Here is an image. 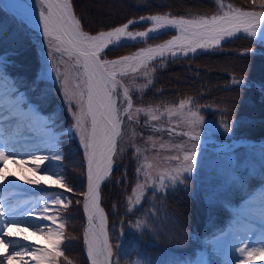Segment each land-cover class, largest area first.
Returning <instances> with one entry per match:
<instances>
[{"label": "snow or ice", "instance_id": "1", "mask_svg": "<svg viewBox=\"0 0 264 264\" xmlns=\"http://www.w3.org/2000/svg\"><path fill=\"white\" fill-rule=\"evenodd\" d=\"M252 2L255 4L257 0ZM259 5L262 11L255 12L242 11L229 4L228 10L222 15L216 14L210 18L186 19L152 15L140 18L142 21L147 20L151 23L147 31H129L130 24L126 23L111 31H101L91 35L82 29L80 19L73 14V4L70 0H33L31 9L21 5L19 0H8L7 5L0 3V12L10 16L17 24L42 36L40 50L44 54V61L32 82L31 89L35 90L36 87L49 82L53 85L59 82V91L62 93L73 121L68 127V132L72 134L73 139L79 136V144L83 148L86 161L87 190L82 193L83 214L86 217L83 239L90 264H116L114 255L124 254L123 223L120 235L116 238L117 252L114 254L113 243L109 238L107 217L100 207L101 184L110 178L113 169L118 139L122 134L123 117L126 116L129 122L133 120V114L130 111L133 108V102L129 89L121 84L119 78L124 77L129 71L138 72L157 57L170 54L175 58L178 54L184 56H188L189 53L195 54L198 49L206 50L210 46H218L222 40L241 32L246 34V38L250 37L264 46V0H259ZM165 30H175L177 34L157 47L143 48L131 56L126 55L111 61L103 58L105 49L110 46L117 48L125 46L123 43L125 41L136 42L138 39L144 41L145 38H157L154 34ZM44 45L47 46L46 50ZM57 56L66 57V63H69V67L63 73H60L57 67ZM49 61H51V68L48 66ZM12 64V59L0 55V185L5 182L14 184L21 179L20 175H15L11 181L9 180L11 173L7 171V164L11 161L23 171L36 177L32 179L24 176L23 183L30 185L31 189L22 191L36 194L37 202L27 212L21 213L27 218L23 225L8 220V212L3 204H0V258H2L0 264H7L10 261H19L21 264H60V258L64 256L61 244L65 224L63 220L58 219L56 208L57 206L67 207L71 203L64 192L70 193L73 190L66 186L62 172L45 170L42 177L37 176V173L42 170L41 165L46 161L61 160L62 154L53 153L51 147L48 148L47 153L40 149L39 144L51 145L56 137L48 127L47 116L42 123L39 119L25 113V107H27L34 115H39L34 112L36 106L27 103L25 91L20 90L17 83L20 78L8 71ZM53 71L57 72L55 78L52 77ZM70 80L75 81L74 88L70 87ZM234 83L240 85L244 82L235 80ZM187 103L188 101H181L179 110L184 109ZM125 104L126 107H124ZM141 111L143 110L137 109V114ZM169 111L176 113L178 110L169 109ZM146 115L152 120L160 118L151 111ZM5 116H8L7 120ZM191 116L196 117L192 121L194 125L206 124L203 117L198 116L197 113L192 112ZM22 117L23 122H21ZM6 124L8 125L7 144ZM17 124L20 126L16 127ZM222 127L225 133L233 132V127L227 124H223ZM37 130L39 137L35 138L31 134ZM183 135H189V133H183ZM189 139L192 142L200 141V133L194 131L189 135ZM21 143L37 144L36 150L19 156L16 148ZM8 144L12 146V151H9ZM197 147V143H192L184 151L182 167L176 170V175L168 176L173 191L179 190L177 181L185 186L184 191H188L186 180L190 182L198 165ZM171 158L178 160L179 156ZM139 171L138 168L137 172ZM252 179L259 180L257 187L260 188L258 195L261 210L258 223L261 225V246L250 248L243 243V240H239L233 243L230 251L224 253L223 259L210 252L207 258L202 255L188 264H253L256 257H264V171L259 177ZM42 180L59 184L64 192L55 194L46 192L42 186ZM146 186L151 185L138 182L133 189L135 200L129 198L128 214H133L134 207L141 204L142 195H137V191L139 190L142 194ZM165 187V179L161 176L156 191H164ZM249 191H254L250 183ZM41 193L43 195H39ZM77 203L79 204L80 201ZM135 227L141 229L144 225L138 219ZM253 227L250 226L249 230ZM28 231H31L33 236L38 235L41 238V245H36L34 242L14 245L10 239H7ZM189 239H192L191 234ZM23 240L28 241V236L24 235ZM9 247L13 248L11 253L8 252ZM234 253L239 254L240 258L237 259ZM69 264H71L70 261Z\"/></svg>", "mask_w": 264, "mask_h": 264}, {"label": "rangeland", "instance_id": "2", "mask_svg": "<svg viewBox=\"0 0 264 264\" xmlns=\"http://www.w3.org/2000/svg\"><path fill=\"white\" fill-rule=\"evenodd\" d=\"M38 44H39V47L38 49L37 48L36 49L39 50V54H40L42 65H43L44 54L40 50L41 42H38ZM30 45H33V41L30 43ZM46 47L47 46L44 45L45 50H46ZM197 51H200V50L198 49ZM6 55H8V53ZM167 56H171V55L166 54L164 57H167ZM177 56H184V55L178 54ZM159 58H162V57H157L155 60ZM155 60L150 61L146 67L141 68L138 72L133 73L129 71L124 77L119 78L121 84L124 87H127L129 89L132 102L134 100L133 109L131 110V113L133 114V120L129 122L128 119H126L127 117L125 116V119H126V121L124 120L125 126L123 123V129L125 128V132H124L123 138H121L122 134L119 137V140H120L119 148L121 150V154H124L128 149H133L131 153L132 160L128 162V165L132 164V166L135 168L134 177H133V180H134L133 183L135 184H134L133 189L136 188L138 182L151 185V186H146L143 189L142 194L139 190L137 191V195H142L141 203L148 190H151L152 193L154 194H161L165 190L172 189V183L170 180H168V176H171L174 174L176 175V170L182 167L183 154H184V153H176L174 152V150L183 151L185 148L190 147L189 144L183 143V142H186L188 139L185 135H182V136L184 138L186 137V139L182 140L179 143H176L172 138L168 137L170 135L168 134V131H166L167 129L174 131V134H171V137H174V135H176L177 139H180V136L178 135L185 133V131H192V132L195 131V132H199L200 134L205 133L206 124L203 126H197L192 123V121L195 120L196 117L191 116V113L195 111L197 114L200 113L199 116L203 117L206 123H208L207 124V136L216 137L217 139L219 136H223V138H226V136L229 135V133H225L223 131L222 125L224 123L221 120L215 118V116L213 115L214 109L207 105H204L202 107L198 106L196 101L193 98L187 97L183 100H180L179 103L178 102L176 103L167 102V103L147 104V105L142 103V100H141L142 95L147 89L150 88L151 84H149V80L152 81V78L155 75L154 68H153V62ZM14 63L15 62L13 61V64ZM56 64H57V67L60 73H63L66 70V68L69 67V63H66V57L57 56ZM48 66L49 68H51V61H49ZM56 75H57V72L53 71L52 77L55 78ZM57 85L60 88V83ZM74 85H75V81L70 80V87L74 88ZM61 96H62V93H61ZM181 101H188V103L184 109L179 110V106H176L175 104L178 103L180 105ZM7 103L8 101L6 99L5 100L6 106H7ZM124 107H126V104L124 105ZM137 109H142L143 111L137 114ZM169 109H177L178 111L176 113H172L169 111ZM6 110H7V107H6ZM149 111H151L154 115L159 116L160 118L158 120L150 119V117L146 115V113ZM34 112L38 113L35 110ZM25 113H27L30 116H33V118L39 119L42 123L44 122L45 117L41 116L39 113H38L39 115H34V113L30 112L27 107H25ZM204 115H207L208 117H205ZM5 118H8V116H5ZM22 120H23V117H22ZM158 124H159V127L156 128L155 126H158ZM162 124L165 125V127ZM138 125H139V128H138ZM49 129L55 135V137L60 136V133H56V129H54L53 127H49ZM135 129H137L138 131ZM66 131L68 132V128L66 129ZM147 131L149 133H146ZM5 134L7 136L6 129H5ZM38 134H39V131H38ZM139 136L140 137L142 136V137L140 138ZM74 139L79 142V136H75ZM224 140H227V139H224ZM194 143H197V142H194ZM197 144H198L197 154L199 157L198 165H197V169L194 171V174L191 180L201 179L205 185L213 187V186L220 185V184H223L224 182L229 181L232 178V176L236 174L237 169L239 167V163L235 160L234 151H231L232 148L228 147V149H225V148L218 149L217 147H214L213 149H210V150H213L215 153L204 154L202 153V151L199 152L198 150L200 146V142H198ZM49 147L52 148L53 153H60V147H59L57 137L51 145L44 143V148L46 149V151H48ZM150 147L152 148L150 149ZM229 150L231 152H229ZM118 151L119 150L117 149V152ZM173 156H179V159L174 160L171 158ZM263 160H264L263 150L249 149L248 151H246L245 157L241 161V164L242 165L250 164L252 165V168H256V164ZM56 162L57 160H54L48 167L43 169L40 172L41 173L40 177H42L45 174V170L50 171V172H56V170H54ZM138 168L140 169L139 173L137 172ZM8 169H10L9 164H7V170ZM184 175L186 176L187 174L185 173ZM161 176H163L165 179L166 187L164 191L157 192L156 188L160 184ZM28 177L32 179L36 178V177H33L32 175H29ZM57 185L58 184H56V186ZM22 190L23 188L19 189L14 186L7 187L4 185H0V204H3L5 210L8 212L7 219L10 221H13L15 216L21 214V213L17 214L18 206H24L25 208L23 209L22 212H27L37 202V195L34 196L35 194H33L32 192H24ZM62 190L64 189L60 187H52L48 189L47 192L55 194L56 192H63ZM259 191H260V188L254 194V196H257V199H254V200L258 202H249L246 200L242 203V205L236 206L235 211H234L236 214V211L239 210L240 217L244 218L245 221L246 220L252 221V222H249L250 225L246 226L249 232L252 231V230H249L250 226H254L253 229L255 227H260L258 224L257 225L255 224V222L259 219V213L261 210V201L258 195ZM39 195H43V194H39ZM64 195L68 197L69 201L71 200L67 194L64 193ZM130 197L133 200H135V197L133 196V192L129 196V198ZM128 207H129V204H128ZM136 207H134V209ZM13 212H15L16 214L14 215ZM147 218H148V215L146 214V211H144L139 220L141 221V223H143L144 221L147 220ZM238 219L239 218H237V220ZM122 223L124 225L123 227L124 241L122 242V245H123L125 242L126 230H128L132 226V222L129 219H120L115 228V239L119 237L120 235ZM260 236H261V232H258L255 234L254 240L256 241V245L254 247L258 248L261 246V238L259 239ZM7 239H10V238H7ZM228 241H236V237H233V232L226 233V235L223 238H220L218 241H216V243H217V246L223 250L226 247H228L227 245L229 244L227 243ZM37 245H41V243ZM12 250L13 248L9 247L8 252L11 253ZM234 255L236 254L234 253ZM220 257L221 259H223L224 253L221 254ZM253 263H258V264L264 263V257H256L253 260ZM7 264H14V262L12 263V261H10V262H7ZM133 264H142V262L139 259H136L133 262Z\"/></svg>", "mask_w": 264, "mask_h": 264}, {"label": "trees", "instance_id": "3", "mask_svg": "<svg viewBox=\"0 0 264 264\" xmlns=\"http://www.w3.org/2000/svg\"><path fill=\"white\" fill-rule=\"evenodd\" d=\"M72 1L76 14L90 31L116 25L135 14L134 0ZM165 1L171 4L173 10L180 12L215 11L212 0ZM238 2L246 5L248 0ZM254 46L258 44L249 38L238 36L224 42L217 52L169 62L158 74L156 86L162 92L174 91L175 94L200 93L205 90L212 99L223 104L228 112L227 120L234 125L237 135L260 138L264 136V115L254 117L253 111L260 109L264 113L262 92L253 86H229L231 75L254 80L264 86V56L258 53L236 54L239 50ZM103 194L108 211L122 202L121 191L115 186L106 185Z\"/></svg>", "mask_w": 264, "mask_h": 264}, {"label": "bare ground", "instance_id": "4", "mask_svg": "<svg viewBox=\"0 0 264 264\" xmlns=\"http://www.w3.org/2000/svg\"><path fill=\"white\" fill-rule=\"evenodd\" d=\"M2 1H3V3H4L5 5H7L8 0H2ZM19 2H20L21 5L26 6V7H28L29 9H31V8L33 7V0H25V1H24V0H19ZM21 10H23V8H22ZM37 11H38V10H37ZM73 14H74V13H73ZM149 23H150V22H149ZM129 24H130V26H129V29H128V30H129V31H132V32H137V31H147L148 28L151 27V25H150L146 30H137V29H132L133 23H129ZM150 24H151V23H150ZM123 25H124V24H123ZM123 25H121V26H123ZM121 26H118V27H121ZM113 29H114V28H113ZM113 29H110V30H107V31H111V30H113ZM166 31H173V32H174L173 35H176V34H177L175 30H165V31H163V32H166ZM105 32H106V31H105ZM163 32H161V33H163ZM161 33H158V34H161ZM96 34H98V33H96ZM96 34H91V35H96ZM158 34H154V35H158ZM173 35H172V36H173ZM172 36H171V37H172ZM171 37H170L169 39H171ZM125 42H128V41H125ZM123 43H124V42H123ZM157 46H158V45H157ZM157 46H154V47H157ZM110 47H111V46H110ZM105 50H106V49H105ZM19 126H20V125H19ZM19 126H17V127H19ZM31 135H32L33 137H35V138H38V137H39V135H37V132H36V131H34ZM201 141L204 142L205 140H204V139H201ZM239 142H246V141H239ZM37 143H38V140H37ZM8 147L10 148V150H12V146H11L10 144H8ZM36 147H37V144H34V143H27V144H25V143H21L20 145L17 146L16 151L18 152L19 156H24L25 154L30 153V152L36 150ZM39 147H40V149H41L44 153H46V150L44 149V144H43V143H42V144H39ZM19 156H18V158H19ZM51 161H52V160H51ZM51 161H46L45 164L41 165V169H43L44 167L48 166V165L51 163ZM9 166L11 167V171H8V172L11 173V176L9 177V180L11 181L12 178H13L15 175H20V176H21V179H20V181H16L14 184L9 183V182H5L4 185H6V186L15 185V186H18V187H26L27 189H31V186H30V185H26V184L23 183L24 176H28V175H30L31 173H28V172L23 171L18 165L13 164L11 161H9ZM37 174H39V173H37ZM53 185H54V184L51 183V181H44V188H49V187H52ZM101 185H102V184H101ZM86 190H87V187H86ZM100 207L103 209L101 203H100ZM103 211H104V209H103ZM104 213H105V212H104ZM85 219H86V217H85ZM16 222H17V223H20L21 225H23V223H21L19 220H17ZM30 232H31V231H28V232H26V233H22V234H20V235H18V236L12 237L11 240H12L13 243H17V244H18V243H23V242H31V241L42 242V241H41V238H40L38 235L32 237ZM24 235H27V236H28V238H29L28 241H24V240H23V236H24ZM16 264H21V262L16 261Z\"/></svg>", "mask_w": 264, "mask_h": 264}]
</instances>
